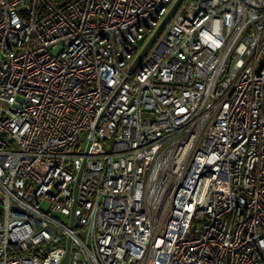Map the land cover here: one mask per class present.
<instances>
[{
  "label": "built area",
  "instance_id": "2783aa9c",
  "mask_svg": "<svg viewBox=\"0 0 264 264\" xmlns=\"http://www.w3.org/2000/svg\"><path fill=\"white\" fill-rule=\"evenodd\" d=\"M174 2L0 0V264H264V0Z\"/></svg>",
  "mask_w": 264,
  "mask_h": 264
},
{
  "label": "water",
  "instance_id": "95a60500",
  "mask_svg": "<svg viewBox=\"0 0 264 264\" xmlns=\"http://www.w3.org/2000/svg\"><path fill=\"white\" fill-rule=\"evenodd\" d=\"M182 0H175V2L170 6L167 13L164 15L162 20L159 22L157 27L153 30L149 38L146 40V42L143 44V46L140 48L136 56L134 57L133 61L131 62L128 72L132 73L134 69L139 65L140 61L142 60L143 56L147 52L148 49L152 47L155 40L160 36V34L163 32L165 26L168 24V22L173 17L174 13L177 11L178 7L180 6ZM81 171V170H80ZM80 171L78 172L77 178H76V185L77 181L79 179ZM71 226V224H70ZM69 244L70 242H67L66 251L62 258V264L68 263V254H69Z\"/></svg>",
  "mask_w": 264,
  "mask_h": 264
},
{
  "label": "rangeland",
  "instance_id": "374dc122",
  "mask_svg": "<svg viewBox=\"0 0 264 264\" xmlns=\"http://www.w3.org/2000/svg\"><path fill=\"white\" fill-rule=\"evenodd\" d=\"M84 146L82 145L81 148H83Z\"/></svg>",
  "mask_w": 264,
  "mask_h": 264
}]
</instances>
